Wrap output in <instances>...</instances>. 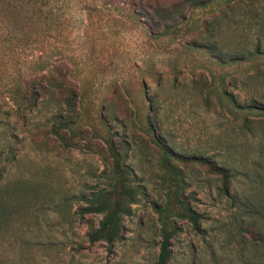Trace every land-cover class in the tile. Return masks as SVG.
I'll list each match as a JSON object with an SVG mask.
<instances>
[{
	"label": "rangeland",
	"instance_id": "1",
	"mask_svg": "<svg viewBox=\"0 0 264 264\" xmlns=\"http://www.w3.org/2000/svg\"><path fill=\"white\" fill-rule=\"evenodd\" d=\"M105 1L62 0L45 38L31 28L5 44L0 31V264H154L157 207L176 177L199 227L173 220L170 264H264L256 246L264 236V4ZM140 4L178 11L155 13L156 28ZM43 52L77 85L72 146L49 131L53 106L29 109L30 83L16 84L30 80ZM252 101L258 109L246 108ZM109 139L119 152L121 140L128 144L134 195L123 197L130 215L110 249L87 239L102 215L81 213L119 177Z\"/></svg>",
	"mask_w": 264,
	"mask_h": 264
},
{
	"label": "trees",
	"instance_id": "2",
	"mask_svg": "<svg viewBox=\"0 0 264 264\" xmlns=\"http://www.w3.org/2000/svg\"><path fill=\"white\" fill-rule=\"evenodd\" d=\"M229 2H238L244 0H228ZM62 0H0V23L4 28H0L4 37L5 44H15L19 35L27 36L31 28L34 29V33L38 38H45L49 34L50 23L57 22L59 20V12L63 5H57ZM104 4H108L106 0ZM121 2V1H120ZM250 4L261 2L264 4V0H249ZM140 9L144 11L145 16L150 15L151 24L154 27L159 28L160 24L157 23L155 18L156 14H164V18H172L173 15L178 11V7L172 6L167 12L161 8L149 7L144 9L143 5L140 4ZM167 12V13H165ZM173 22V21H172ZM24 23L26 25H24ZM30 26L27 28L26 26ZM176 26L169 27L166 29H172ZM211 48V47H210ZM209 48V49H210ZM215 48V45L211 48ZM255 53L259 52L258 48ZM56 54V53H55ZM59 54V53H57ZM264 54V53H263ZM217 55V53H213ZM220 58V57H219ZM222 59V58H220ZM236 57H230L229 62H235ZM61 64L57 66L50 65L49 57L47 53H41L38 60L33 65V76L29 81H18L16 84L22 85L30 83L24 91L22 97L23 103H25L29 109H38L40 105H52L51 109V125L49 127L50 133L56 137L65 146H72V141L66 139L67 133L74 132L75 126L80 118L79 111V96L77 92V85L72 81H67L65 74L62 71ZM52 89L50 92L47 91V86ZM32 86V87H31ZM31 87V88H30ZM48 92V93H47ZM50 95L49 101L53 100V104L47 103L45 97ZM225 95L230 99L231 96L226 92ZM152 106L150 107V109ZM246 108L250 110L258 109L255 102L252 101ZM264 110L263 108H259ZM104 120V117H102ZM106 125L107 121L105 120ZM151 130V127L148 128ZM115 137H119L117 132L113 133ZM122 152L115 147V142L112 139L106 141L110 155L113 159L112 169L113 174L117 175V179L110 185L109 190L100 191V193L93 194L86 201L87 206L81 209V213L84 214H101L102 218L99 221L97 228L93 229L88 233L87 239L90 245L98 242H104L107 248L110 249L120 239L122 219L125 216L130 215L129 207H126L124 196L129 197L131 201L134 200L133 191L126 185L128 182L129 173L124 170V161L126 158V150L128 144L121 140ZM166 156L169 157L166 153ZM167 157L164 163H167ZM200 162L209 163L204 161L203 158L196 159ZM174 170V169H173ZM214 170L221 175L224 186L228 185L229 174L223 167H214ZM115 175V176H116ZM174 175H177L175 173ZM115 178V177H114ZM228 179V180H227ZM184 183L181 182L177 177L174 180L167 191L165 204L161 207H157L160 222V236L161 242L159 246V253L157 260L154 264H170L171 250L170 240L175 234L176 227L174 225V219H183L192 223L193 228L198 229L199 227V216L193 212L189 205V201L184 196ZM259 241L262 244L256 246L264 249V236L258 235Z\"/></svg>",
	"mask_w": 264,
	"mask_h": 264
}]
</instances>
